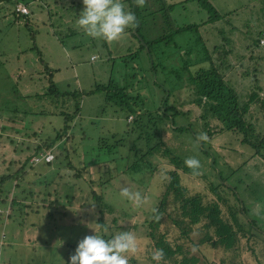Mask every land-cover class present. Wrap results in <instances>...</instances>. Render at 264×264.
I'll return each mask as SVG.
<instances>
[{"label": "rangeland", "instance_id": "1", "mask_svg": "<svg viewBox=\"0 0 264 264\" xmlns=\"http://www.w3.org/2000/svg\"><path fill=\"white\" fill-rule=\"evenodd\" d=\"M137 1H143V9L152 14L150 17L156 15L155 22L150 20V27L149 24L146 27L149 32L141 31V35L152 40L169 37V31L176 26H196L212 16L204 0ZM206 1L225 16L199 29L200 36L206 40V49L201 51L196 44L197 33L185 32L167 42L151 45L148 53L146 49L141 52L138 39L130 36L129 29L135 31L133 26L111 43L87 36L76 25L83 9L82 0H33L27 4L31 11L27 18L16 16L14 0H0V176L15 171L17 161L24 163L33 158V146L63 127L64 121L59 115L62 110L72 113L77 105L80 108L75 119L77 126L71 129L75 140H63L53 150L61 156L64 152L63 156L50 168L30 162L26 167L27 176L18 185L6 182L5 188L11 189V196L3 208L9 211L10 217L0 215V264H67L78 241L93 234L91 228L102 229L105 238L121 230L132 231L138 248L128 254V264H158L148 256V222L164 192L166 176L159 170L166 166L152 156L148 157L151 167L130 170L135 151L146 149L144 138L137 139L142 130L146 131L140 120H147V116L141 108L144 106L149 113H154L162 107L166 98L164 89L170 94L169 104L172 100L177 102L176 98L180 103L189 102L192 97L189 73L209 65L207 57L213 56L216 44L222 43L225 37L231 38L233 51L245 56L253 50L256 35L264 30V0ZM122 2L131 11L129 1ZM171 5L175 6L170 12L173 23L160 13L163 6ZM254 54L264 57V45L256 48ZM107 55L112 60L105 62ZM248 62L244 60L245 64ZM112 64L115 67L110 76ZM44 66L52 71V82L59 93L65 95L54 98L48 94L49 78ZM243 70L240 66L228 76L241 93L252 85V77H240ZM111 77L119 88L132 91L128 94L134 102L120 107L114 101L108 103L104 92L83 94L96 86H106ZM259 77L264 87V73ZM130 108L138 122H130L132 118L128 122ZM177 122L192 123L193 118H181ZM153 126L159 128L162 141L174 153L199 160V178L182 176V184L190 194H208L204 189L207 182L219 187L220 177L227 180L229 187L237 188L246 215L254 220L257 229V233L253 231V239L240 241L236 247L214 249L210 242L202 240L200 224L189 235L192 243L188 240L180 243L200 259L198 264H264V159L253 156V149L228 131L203 141L201 147L190 133H175L171 123H162L156 117ZM118 139L125 143L123 147L102 148L104 143L115 145ZM66 155L70 156L72 167L66 165ZM81 162L91 165L87 167L89 173L79 179L72 174L83 168ZM100 174L106 181L95 192L104 196L105 204L98 208L92 197L93 189L88 186ZM122 187L139 192L146 197V202L136 206L121 197ZM229 187L220 189L229 194L233 203L235 199ZM18 191H27L28 199L20 200L24 202L9 210ZM209 198L210 195L204 199ZM50 201L56 204L50 207ZM100 217L104 228L99 225ZM160 231L167 234L170 242L179 237L177 228L167 219L163 220Z\"/></svg>", "mask_w": 264, "mask_h": 264}, {"label": "trees", "instance_id": "2", "mask_svg": "<svg viewBox=\"0 0 264 264\" xmlns=\"http://www.w3.org/2000/svg\"><path fill=\"white\" fill-rule=\"evenodd\" d=\"M29 1L30 0H14V6L16 7L21 2L28 4ZM128 1L129 6L132 8L131 12L134 13L137 20V23L133 26L135 27V31L129 29V33L131 37L136 40L138 39V42L140 43L139 50L141 52L146 49L149 53L151 45H157L162 41L167 42V40H170L169 38L174 39L176 35L185 32H195L198 34L196 44L200 46L202 51L203 48H207V43L204 36H200L199 29L205 25L214 24L225 18V16L218 13L212 4H209L204 0V4L209 7L208 11L212 14L207 20L202 21L196 26L191 24L182 25L181 27L176 26L175 29L169 31V37L162 36L152 40L149 37L141 35V31L144 29L146 30L145 32H149L146 27L148 24L150 27V20H154L155 22L154 18L156 15L150 17L152 14L148 13V10L143 9V1ZM173 7L175 6H163V9L160 11L162 16H166L165 19H167L169 23L174 22L170 13L173 12ZM166 28L169 29L170 27L167 26ZM224 39L225 40H222V43L216 44V47H214L215 45L213 46V56L207 57L208 61L206 60L209 62L207 67H198L197 69H193V72L190 71L189 83L192 84V86H190V94L192 97L189 102L180 103L179 98H176L178 99L177 102L173 103L174 100H172V103L169 104L170 94L164 89L166 98L162 107L158 108L154 113H149L144 106L141 108L143 114L147 116V120H140L142 124L145 125L146 131L142 130V133L137 139L141 140L144 138L146 149L144 151H135V159L133 164L129 166L130 170L139 171L142 169V166L151 167L149 158L152 156L158 157V159H160V161L167 167L159 170L164 177L166 176L165 188L161 195L162 197L158 207L148 222V256L154 261L152 259V253L157 249H161L163 251V256L157 261L158 264H198L200 259L189 253L186 249L188 246L184 243L189 239V235L195 231V227L197 225L200 226V224L203 229L202 240L210 242L211 247L214 249L221 247H236L240 241L246 242L249 238L253 239L252 235L255 234L253 231L257 233L254 220L249 219L246 215L247 213L243 207L244 202L237 192V188L229 187L230 185L227 184V180L223 178L221 179L219 176L221 182L219 187H215L212 183L207 182L204 189L208 194L205 192H198L195 194L189 193V190L182 184V176L199 178V169L194 172L192 169L187 168L184 165L185 158L174 153L169 147H167L158 133L159 128L153 126L156 117L162 123L164 122L168 125L171 123V129H173L175 133H190L194 139L193 141L195 143L200 142L201 147H203V141L197 140L200 133H205L208 140H212L217 135H221L228 131L235 135L240 143L253 149V156H258L264 159V87L262 86L261 78L259 77L264 73V70H262L264 57L254 54L256 48L264 45L261 44L264 43V30L256 35L254 39L255 41H253V50L249 51L245 56L237 55V53L233 51L234 47L231 38L228 39L225 37ZM103 47L106 48L107 45L104 43ZM108 52L109 51H107V53ZM232 59H235V62H233ZM111 60V56H109V61ZM244 60H248L249 62L245 64ZM40 61L44 64L41 59ZM240 66L245 69L241 71L240 77L244 79L252 77V85L250 89L244 93L237 90L230 77H228L231 73H234L238 67L240 68ZM114 67L115 66L113 65L111 68V74H113ZM152 67L155 68L154 64H152ZM44 70L49 78L48 94L54 98L65 95L59 93L55 84L52 82L53 75L48 66H44ZM98 92H104L106 94L105 98L108 103L114 101L120 105V107L128 106L127 104L129 101L134 102L128 94L132 93V91L129 90L127 92L125 88H119L113 80V77H111L110 82L106 86H96L89 92L84 91L83 94L90 95L91 93L95 94ZM79 112L80 108L78 105L72 113L62 110L59 115L63 118V127L57 130L52 137H47L44 140H40L39 143H36L31 150V157L38 155L41 152L51 151L54 154L53 150L55 149V146L63 140L64 142L74 141L75 136L73 132H71V129L77 126L75 119L79 117ZM129 112L127 120L131 117L132 121L130 122H138V120H136L137 118L132 115L131 108L129 109ZM257 114H259L263 120H261ZM181 118H193V122L187 124H183L184 121L182 124H179L178 122L176 123V120ZM135 131L136 130L134 129L133 132ZM113 144L115 145L109 146L104 143L102 148L111 150L113 147H123L125 143H123L121 139H118ZM202 152L209 156L208 151L202 149ZM60 156L61 154L56 153L54 154L53 161L49 163L42 162L39 164L50 168L53 162L57 161ZM69 157V155H66V159L68 160L66 165L72 167ZM31 160L32 158L24 163L17 161L15 165L17 168L15 171L11 174L0 176V209L3 210L0 215L5 214L10 217L9 211L7 212V210H5L6 208H3L7 205V201L11 196V189L9 190L5 188L6 182H10L11 186L12 183L18 185L19 180L21 182L22 179L27 176L26 167ZM81 165L83 168L81 170L78 168V170L72 174L73 177L81 179V177H84L85 173H89L87 167L91 165L90 162H81ZM105 181L106 180H104L101 174L97 179L89 181L90 183L88 187L93 189L94 195L92 197L98 208L104 207L105 202L104 196L100 193H96L95 188L99 189ZM205 182L206 181H204V183ZM222 186L226 189L228 187L231 188L229 191L234 197L235 202H230L229 194L225 190L220 189ZM28 194L27 191H18V193L12 198L9 210H11L15 204L20 205L24 202L20 200H27ZM208 195H210L211 198L205 200V196L208 198ZM217 198L221 201H216ZM55 204L56 201L49 202L50 207ZM164 219L170 220L179 233V237L171 242L167 239V234L160 231ZM98 222L99 225L104 228L102 217L98 219ZM180 241L184 243H180ZM188 241L192 243V240ZM195 246L197 245L194 244V247ZM254 254H256L255 251ZM259 264H261V262H259Z\"/></svg>", "mask_w": 264, "mask_h": 264}, {"label": "clouds", "instance_id": "3", "mask_svg": "<svg viewBox=\"0 0 264 264\" xmlns=\"http://www.w3.org/2000/svg\"><path fill=\"white\" fill-rule=\"evenodd\" d=\"M82 4L83 9L78 14L76 25L91 38L109 43L118 41L126 28L137 23L134 13L125 8L122 0H82ZM207 139L205 133H200L197 137L198 141ZM184 165L195 172L199 169L200 162L195 157H187ZM119 195L136 206L146 202V197H142L139 192L130 191L128 187H122ZM91 229L93 234L85 235L78 241L67 264H128V254L137 251V237L130 230H121L110 238H105L101 234L102 229ZM162 256L161 249L152 253L154 261L160 260Z\"/></svg>", "mask_w": 264, "mask_h": 264}, {"label": "built area", "instance_id": "4", "mask_svg": "<svg viewBox=\"0 0 264 264\" xmlns=\"http://www.w3.org/2000/svg\"><path fill=\"white\" fill-rule=\"evenodd\" d=\"M15 11H16V13L21 14V15H25V16L27 14H29V9L27 7H25L24 4H18L15 7ZM53 159H54V154L51 151H49V152H41L40 154L33 156L31 162L33 164H39V163H42V162L49 163V162L53 161ZM2 211L3 210L0 209V213Z\"/></svg>", "mask_w": 264, "mask_h": 264}, {"label": "crops", "instance_id": "5", "mask_svg": "<svg viewBox=\"0 0 264 264\" xmlns=\"http://www.w3.org/2000/svg\"><path fill=\"white\" fill-rule=\"evenodd\" d=\"M218 1V0H217ZM29 2H33V0H30ZM21 4H24L25 5V7H27L28 8V6H27V4H25V3H23V2H21ZM29 9V8H28ZM16 13V12H15ZM4 14H6V13H4ZM31 14V11L29 10V14L28 15H21V14H18V13H16V16L17 17H20L21 18V16H24V17H28L29 15ZM26 25V24H25ZM106 51V50H105ZM93 58V57H92ZM91 58V59H92ZM103 61H109V55H107L104 59H103ZM111 70V69H110ZM110 76H111V73H110Z\"/></svg>", "mask_w": 264, "mask_h": 264}]
</instances>
